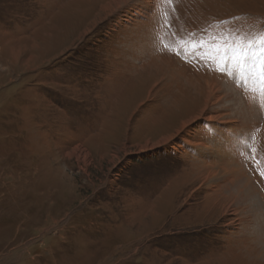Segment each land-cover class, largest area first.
<instances>
[{
	"label": "rangeland",
	"instance_id": "rangeland-1",
	"mask_svg": "<svg viewBox=\"0 0 264 264\" xmlns=\"http://www.w3.org/2000/svg\"><path fill=\"white\" fill-rule=\"evenodd\" d=\"M111 1L0 0V264H264V0Z\"/></svg>",
	"mask_w": 264,
	"mask_h": 264
},
{
	"label": "bare ground",
	"instance_id": "bare-ground-1",
	"mask_svg": "<svg viewBox=\"0 0 264 264\" xmlns=\"http://www.w3.org/2000/svg\"><path fill=\"white\" fill-rule=\"evenodd\" d=\"M127 0H113V1H111V2H109V3H107V4H105V5H103L102 7L103 8H105V9H107V8H112L113 6L114 7H119L122 3H124V2H126ZM147 1H149V0H135V2H134V4H135V6H139L140 4L143 6V5H145V4H147ZM115 9V8H114ZM225 84H226V82H225ZM228 85V84H227ZM226 86V85H225ZM233 89H234V87H233ZM237 90V89H236ZM225 95V94H224ZM247 95H245V94H243V93H241L240 92V101L238 100V99H236V103H238L239 105H240V114L243 112V114L244 115H246V116H248V115H250V113H253L252 112V110H253V106H250L249 105V107L248 106H246V102L247 101H249V100H247V97H246ZM227 97V96H226ZM218 99H220V96L218 97V94L216 93V90L214 91L213 89L210 91V94H209V96H208V98H207V100H206V107L205 108H202L201 109V111L198 113V114H195V115H193L192 117H189V118H185V119H183V121H182V127H188V126H190L191 124H193V123H195V122H198L199 120H201V118H205L206 120H212V121H215V122H217V121H222V123H224V124H230L229 126H228V129H227V133H228V130H230V129H233V131L235 130V127H232L234 124H238V120L237 119H234V118H231V119H227V120H222V118L221 117H219V115L218 116H216V115H211V114H209L208 113V106H209V103L210 102H216V101H218ZM221 100V99H220ZM233 104V103H232ZM251 104V103H250ZM245 107L247 108V110L245 109ZM210 108V107H209ZM247 111H249V112H247ZM261 111V110H260ZM245 112H247V113H245ZM236 113H238L237 111H236ZM259 115V114H258ZM242 118V117H241ZM239 119V118H238ZM240 120V119H239ZM241 121V120H240ZM243 121V120H242ZM260 121V120H259ZM221 123V124H222ZM244 124H245V122H244ZM240 125V124H239ZM246 125V124H245ZM249 125V124H248ZM242 127H243V125H241ZM224 127V126H223ZM246 127V126H245ZM248 127H250V126H248ZM251 128V127H250ZM244 129V128H243ZM231 131V130H230ZM237 131V130H236ZM186 132V131H185ZM231 134V133H230ZM237 134V133H236ZM233 135L235 136V132L233 133ZM227 136V138H228V143H227V145H225V147H230L231 146V139H229V137L231 136V135H226ZM238 137H240V136H237V138ZM170 138H172V135L171 136H166V137H163L160 141H158L157 143H156V145H159L160 143H164V142H167ZM235 138V137H234ZM185 140H187L188 142H191L190 140H188L187 139V137H185L184 138ZM172 140V139H171ZM240 140V139H239ZM196 144V143H195ZM223 145V146H224ZM149 146H155L154 144H150V143H148L146 146H145V148H147V147H149ZM153 147H150V148H153ZM235 147V146H234ZM212 150V149H211ZM219 150V149H218ZM229 150V149H228ZM232 150V149H231ZM235 150V149H234ZM236 151V150H235ZM221 153L222 152H226L227 153V151H224V150H221L220 151ZM231 152V151H230ZM229 151H228V153H230ZM227 153V154H228ZM235 155V157H234V161L236 162V161H238L237 163H239V161H240V159L239 158H237V154H234ZM231 166H232V164H230ZM239 166H240V164H239ZM250 176H251V178H254V180H255V178H256V176L253 174V173H250ZM244 180H245V184H246V186L248 187V190H249V196H250V198H251V200H252V203H253V211H254V213L255 214H257V215H260V217L261 218H264V201H263V196L260 194V195H257V187L251 182V181H249V178H244ZM252 180V179H251ZM243 188V187H242ZM239 190V189H238ZM240 191V190H239ZM237 193H239V192H237ZM262 193V192H261ZM248 198V197H247ZM226 207H229V206H226ZM226 211H229V208H226Z\"/></svg>",
	"mask_w": 264,
	"mask_h": 264
},
{
	"label": "snow or ice",
	"instance_id": "snow-or-ice-1",
	"mask_svg": "<svg viewBox=\"0 0 264 264\" xmlns=\"http://www.w3.org/2000/svg\"><path fill=\"white\" fill-rule=\"evenodd\" d=\"M134 2H135V0H129V4H132Z\"/></svg>",
	"mask_w": 264,
	"mask_h": 264
}]
</instances>
